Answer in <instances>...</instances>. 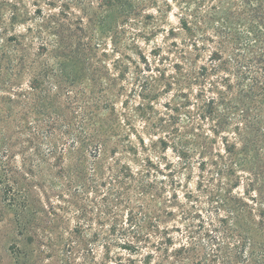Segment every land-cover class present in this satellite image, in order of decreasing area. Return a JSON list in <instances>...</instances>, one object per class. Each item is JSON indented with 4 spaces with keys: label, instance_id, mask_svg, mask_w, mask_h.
I'll use <instances>...</instances> for the list:
<instances>
[{
    "label": "rangeland",
    "instance_id": "obj_1",
    "mask_svg": "<svg viewBox=\"0 0 264 264\" xmlns=\"http://www.w3.org/2000/svg\"><path fill=\"white\" fill-rule=\"evenodd\" d=\"M199 1L0 0L6 59L25 47L29 60L39 54L55 69L61 64L70 88L90 101L102 90L92 114L105 128L103 149L85 145L75 154L76 178L65 169L67 159L63 165L55 155L44 160L34 177L39 187L23 212L26 229L15 221L16 206L0 199V264H162L165 246L170 253L192 240L203 252L205 230L217 226L231 205L226 196L247 199L245 182L227 185L228 177L212 174L208 153L222 151L221 137H231L232 125L214 134L215 119L204 113L207 98L218 97L209 81L226 75L211 70L210 58L214 27L232 0ZM58 40L66 52L48 60L47 44ZM42 43L49 49L40 54ZM86 56L100 68L93 81ZM64 101L62 95L57 103ZM36 117L29 113L31 131ZM26 137L24 131L20 140ZM21 156L17 149V166ZM112 173L120 184L109 183ZM129 214L139 227L129 228ZM247 235L264 244L254 229Z\"/></svg>",
    "mask_w": 264,
    "mask_h": 264
},
{
    "label": "trees",
    "instance_id": "obj_2",
    "mask_svg": "<svg viewBox=\"0 0 264 264\" xmlns=\"http://www.w3.org/2000/svg\"><path fill=\"white\" fill-rule=\"evenodd\" d=\"M213 8L215 13L220 10V7ZM222 13L221 25L214 27L216 45L210 63L212 71L222 68L226 75L209 81L208 90L216 89L218 97L207 98L204 113L215 119L214 134L231 124V137L223 135L222 151L208 154H212V174L228 177L227 185L230 180L232 185L245 182L247 199L227 195L231 202L227 207L223 199H217L220 206L226 207V216L218 218L217 226L205 230L203 252L201 244L192 240L179 244L170 253L165 246L162 264H264V244L251 242L247 235V231L254 229L264 236V0H232ZM199 20L204 22L202 17ZM6 43L0 39V199L16 206L15 221L26 229L23 212L32 204L30 194L39 187L34 177L44 160L55 155L56 162L63 165L67 159L70 165L65 169L76 178L80 169L77 151L85 145L97 149L104 145L100 136L105 128L97 124L98 118L92 114L93 101L102 100L104 95L101 90L98 98L92 97L90 101L89 95L73 91L70 88L73 83L59 69L61 64L55 69L46 62L47 56L43 59L39 54L29 60L25 47L19 49L14 59L7 60ZM46 44L37 48L40 54L47 50ZM47 45H51L47 50L48 60L56 52L64 56L65 45L61 40ZM86 58L93 81L95 71L100 68ZM25 75L28 79L23 87ZM62 95L64 103H57ZM29 113L37 116L33 131L27 120ZM84 127L92 132L84 131ZM24 131L28 137L20 140ZM29 148L32 152H28ZM207 148L201 145V155H206ZM17 149L22 155L20 166L13 161ZM238 171L244 175L240 176ZM109 177V183H121L118 174L112 173ZM127 222L131 229L139 227V221L132 214ZM151 222L155 227L157 215ZM168 240L165 237L166 244Z\"/></svg>",
    "mask_w": 264,
    "mask_h": 264
}]
</instances>
